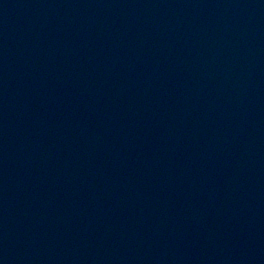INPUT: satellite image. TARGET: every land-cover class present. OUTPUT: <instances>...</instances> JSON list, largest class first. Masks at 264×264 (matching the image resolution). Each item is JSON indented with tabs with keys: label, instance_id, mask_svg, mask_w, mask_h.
<instances>
[{
	"label": "water",
	"instance_id": "1",
	"mask_svg": "<svg viewBox=\"0 0 264 264\" xmlns=\"http://www.w3.org/2000/svg\"><path fill=\"white\" fill-rule=\"evenodd\" d=\"M0 264H264V0H0Z\"/></svg>",
	"mask_w": 264,
	"mask_h": 264
}]
</instances>
